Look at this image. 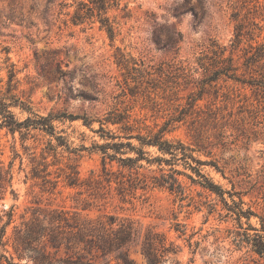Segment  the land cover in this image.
<instances>
[{"label":"rangeland","instance_id":"1","mask_svg":"<svg viewBox=\"0 0 264 264\" xmlns=\"http://www.w3.org/2000/svg\"><path fill=\"white\" fill-rule=\"evenodd\" d=\"M60 1L0 0L1 83L5 86L7 80L6 64L13 63L17 70L16 93L30 107V112L11 108L15 117L23 120L31 113L80 117L56 119L52 122L53 136L32 130L38 134L37 139L24 142L18 132L13 137L5 128L0 130V159L7 164L14 149L23 157L24 169H19L17 158L12 179L16 196L8 187L0 198V215L12 209L3 237L5 245L0 248V264H33L28 254L15 249L14 237L15 228L23 227L36 209L63 210L80 219L115 215L143 229L153 227L180 246L181 251L163 264H253L244 249H234L229 231L236 228V222L224 216L220 204L217 211L209 213L208 204L218 197L183 174L202 180L187 167L181 153L172 159L157 146L142 145L136 138L126 139L118 124L104 123L103 127L121 137H102L97 120L109 113L127 112L137 127L133 135L153 137L163 130L161 140L173 146L182 144L188 154L204 163L187 159L191 166L222 190L241 193L244 208L257 215L249 222L260 228L261 221L264 223V116L263 112L255 113L254 92L232 80L220 79L219 92L205 90L190 109L187 95L199 90L195 81L203 73L198 57L209 55L211 44L223 49V57L232 56L239 72L242 70V48L251 38L264 39V0H119L107 12L114 25L113 38L100 29L96 18L72 24L79 0H64L68 5L64 9L57 5ZM253 23L261 30H252ZM3 48L8 49V54ZM57 63L65 75L57 71ZM141 64L153 70L173 64L184 70L173 79L178 84H170L166 91L149 87L148 93L134 82L135 68H141ZM186 79L194 82L187 84ZM182 108L186 114L180 113ZM82 117L93 119L90 126L83 124ZM174 117L177 120L170 121ZM49 140L56 145L55 155L54 151L44 155L48 163L55 162L49 166L50 179L57 181L54 188L40 179L25 177L30 168V151L22 145L39 156ZM107 141L130 142L141 148L147 159L171 160L170 164H159L143 159L139 171L151 176L177 170L183 191L152 187L149 182L147 188L125 194L112 188L102 197L69 186L66 165L76 163L80 179L86 178L90 170L100 172L102 152L95 145ZM122 151L123 157L137 156L128 147ZM106 165L117 169L115 161L109 163L106 159ZM6 221L5 215L0 226ZM195 242L199 243L196 247ZM130 257L135 264H145L134 249Z\"/></svg>","mask_w":264,"mask_h":264},{"label":"trees","instance_id":"2","mask_svg":"<svg viewBox=\"0 0 264 264\" xmlns=\"http://www.w3.org/2000/svg\"><path fill=\"white\" fill-rule=\"evenodd\" d=\"M118 2L119 0H79L77 2L78 8L71 19L72 24L75 25L86 19L96 18L100 29L105 30L108 36L113 38L115 34L114 25L107 12L111 7L117 6ZM57 5L61 9L68 7L64 0L58 2ZM253 25L252 30L255 28L261 30V27L256 23H253ZM237 35H241V29ZM251 40L246 47L242 48L241 56L244 61L240 72V67L234 62L233 57H223V49L216 44H211L208 48L209 55L205 54L198 57L203 77L195 81L199 90L196 92L191 91L187 95L189 109L195 106L198 100H201L205 90L213 89L218 93L220 88L217 86L218 81L220 79L223 81L229 79L242 86L249 87L254 92L257 100L255 113L259 115L263 112L264 116V39L262 41H253L254 38H251ZM3 49L8 54V49ZM8 61L9 57L6 56L5 62ZM58 63L57 71L61 75H65L66 72L60 70ZM5 68L7 70L5 86L2 85V80L0 79V130L5 128L13 137L18 132L20 140L24 142L28 138L37 139L38 134L31 133L32 130L53 136L54 125L52 122L56 119L67 118L73 120L80 118L71 114L59 115L50 113L40 116L31 113L25 119L18 120L11 108L19 107L21 110L30 112V107L27 105L28 102L16 93L18 81L16 80L17 70L15 65L8 63ZM135 70L134 82L136 87H142L143 91L150 93L149 87L162 88L166 91L169 89L170 84H178L173 79L178 77V72L184 69L173 64H166V66L161 65L153 70L152 68H144L143 64H141V68H135ZM186 80L187 84L194 82L192 79ZM149 98L156 102L154 98L150 96ZM180 113L186 114L187 111L182 108ZM211 113L215 114V112ZM82 119L83 124L87 126H90L93 120L88 117H82ZM174 120L177 119L174 117L170 121ZM97 121L99 122L98 131L102 133V137L107 136L106 138L111 140L121 137L106 131L103 127L104 123L118 124L124 132L123 137L126 139L136 138L142 145L157 146L162 152L173 156L172 159H175L177 153H181V159L187 164V167L195 172L198 177H201L202 180L194 179L191 175L185 173L183 174L192 182L200 184L204 189L218 197L216 202L208 204L209 213L217 211V207L220 204V209L225 211L224 216L236 222V228L229 231L232 235L234 249L239 251L244 249V253L253 264H264V223L261 221L260 228L251 225L249 222L250 218L257 215L251 209L244 208L240 192L222 190L206 178L199 169L191 166L187 159H191L199 165L204 163L188 154L182 144L179 143L178 146H173V144L161 140L163 130L157 132L153 137L143 136L139 133L133 135L132 132L137 127L131 122L127 112L109 113L108 116ZM22 147L24 150L30 151L27 153L30 168L25 174L26 179L28 176L31 179H40L42 184H48L54 188L57 181L50 179L49 166L55 164V162L48 163L44 152L49 154V152L54 151L53 155H55L56 145L54 146L49 140L39 156L30 147L23 145ZM124 147L135 151L137 156L123 157L122 148ZM95 148L102 152L101 171L97 173L94 170H90L86 178L80 179L78 165L69 163L66 165L69 171L65 174L69 186L81 187L88 191L89 195H102V197L108 194L112 188L118 194H125L137 188L145 189L149 186V182L152 187L166 188L175 192L183 191V186L176 176L180 174L177 170H172L170 173L161 172L151 176H146L139 171L142 168L139 162L143 159L148 163L158 161L159 164L162 162L170 164L171 160L163 158L147 159L144 157V151L141 148L133 147L130 142L107 141L103 144L95 145ZM109 149L112 150V153L108 152ZM118 154L120 156H117ZM17 158L19 159V169L24 170L22 168L23 157L14 149L12 158L7 164L0 159V198L3 197L8 187L10 192L16 196L15 190L12 188V179L14 162ZM106 159L109 163L115 161L117 169L114 170L111 166L107 167ZM224 194H227L229 201ZM5 215L7 216V221L0 226V248L5 245L3 237L6 227L11 221L12 209L0 215V222ZM175 230L177 231L178 229L175 228ZM14 242L15 249L28 254V258L33 264H45L46 262L98 264L99 261H102V264H135L130 257L131 249L142 255L145 264H163L181 251L180 246L175 241L168 239L164 233L155 230L153 227L143 229L128 219L118 218L115 215H105L96 219H80L75 215H70L67 211L48 209H36L32 218L24 223L23 227L15 228ZM34 243L37 245L35 246ZM198 244V242H195L194 246L196 247ZM188 246H192L190 240H188ZM1 257L3 255L0 254Z\"/></svg>","mask_w":264,"mask_h":264}]
</instances>
